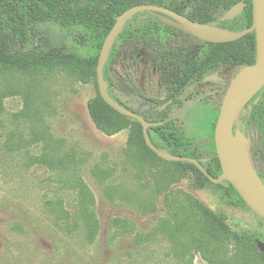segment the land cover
Wrapping results in <instances>:
<instances>
[{"label":"rangeland","instance_id":"obj_1","mask_svg":"<svg viewBox=\"0 0 264 264\" xmlns=\"http://www.w3.org/2000/svg\"><path fill=\"white\" fill-rule=\"evenodd\" d=\"M242 8L215 10L216 23ZM153 61L139 36L120 47L110 69L114 94L149 120L169 105ZM92 69L72 60L0 65V264H264L241 235L263 242V219L213 189L195 190L176 161L148 152L135 119L112 134L97 127L88 108L97 95ZM241 69L209 73L191 95L220 111ZM251 110L241 107L233 125L264 178V136ZM194 117L179 120L218 166L214 135ZM178 219L220 237L205 233L200 247L185 248L173 229Z\"/></svg>","mask_w":264,"mask_h":264},{"label":"trees","instance_id":"obj_2","mask_svg":"<svg viewBox=\"0 0 264 264\" xmlns=\"http://www.w3.org/2000/svg\"><path fill=\"white\" fill-rule=\"evenodd\" d=\"M144 4L169 8L192 21L231 32L247 30L254 22L253 0H88L86 3L83 0H0V65L29 66L67 60L89 64L93 67L92 75L97 89L96 97L88 105L90 115L100 130L115 133L133 119L117 112L101 96L97 82L98 59L116 18L134 6ZM239 4H243V8L237 16L216 23L215 10L230 11ZM159 16L146 11L136 14L126 23L112 46L104 69L105 80L109 83L107 94L118 105L129 110L111 89L110 69L120 47L129 39L140 36L153 51V64L161 69V82L168 91L167 100L172 101L160 119L154 120L164 121L165 124L148 129L150 142L159 151L173 157L196 160L217 179L222 174L219 159L218 166H213L211 160L205 157L197 137L180 123L178 116L190 110L195 114L194 120L201 132L212 131L214 135L220 111L211 112L191 93L198 94V87L211 72L224 67L254 65L259 55L257 33L246 34L234 42L211 43L167 26ZM244 107H252L251 120L264 135V84ZM134 121L141 126L138 120ZM236 131L234 127V133ZM142 136L144 138L143 128ZM145 148L156 156L147 144ZM176 164L189 177L195 190L213 189L223 203L238 208L248 207L228 181L213 184L195 164ZM206 213L213 219L217 218ZM192 224L189 219H178L176 227H173L186 240L185 248H193L197 244L200 247L209 238L205 233L210 235L213 232V236L219 239L220 236L211 227L203 229L201 225ZM241 235L250 247L260 252L256 237Z\"/></svg>","mask_w":264,"mask_h":264},{"label":"water","instance_id":"obj_3","mask_svg":"<svg viewBox=\"0 0 264 264\" xmlns=\"http://www.w3.org/2000/svg\"><path fill=\"white\" fill-rule=\"evenodd\" d=\"M253 7V26L241 32H231L218 28L214 25L192 21L186 16L180 15L169 8L148 4L134 6L116 18L113 28L110 30L104 41L97 64V82L101 96L112 108L121 114L140 122L143 128L146 144L152 151L166 160L176 162H190L195 164L211 180L213 184H221L224 181H228L235 188L237 193L250 208V210L264 220V182L253 168L251 162L245 161L234 149V140L236 139V133L238 132L237 131L234 133V116L238 110L241 107H244L245 104L260 90L264 84V47L262 49L260 47L258 34V7L262 10L264 18V0H253ZM146 11L160 14V20L167 26L175 28L202 41L211 43L234 42L246 34L253 33L254 31L257 33L259 44V55L257 61L254 65L243 67L232 81L225 95L215 126V147L222 169V174L217 179H214L207 171L202 168L200 163L194 159L173 157L156 149L150 142L147 131L149 128L161 126L163 123L149 122L144 117L121 107L107 94L109 84L108 81L105 80L104 69L108 62L112 46L116 38L122 32L126 23L130 21L136 14ZM235 16L227 17L226 19L234 18ZM258 83H261L259 90L248 100L243 102L247 92ZM256 243L259 251L264 254V242L257 240Z\"/></svg>","mask_w":264,"mask_h":264},{"label":"bare ground","instance_id":"obj_4","mask_svg":"<svg viewBox=\"0 0 264 264\" xmlns=\"http://www.w3.org/2000/svg\"><path fill=\"white\" fill-rule=\"evenodd\" d=\"M258 34L260 40L261 49L264 47V18L262 14V10L258 7ZM261 83L254 85L245 95L243 102L248 100L251 96H253L260 88ZM234 149L236 152L242 157L245 161L249 162V151L247 147L246 140L243 134L239 131L236 133V139L234 140Z\"/></svg>","mask_w":264,"mask_h":264},{"label":"flooded vegetation","instance_id":"obj_5","mask_svg":"<svg viewBox=\"0 0 264 264\" xmlns=\"http://www.w3.org/2000/svg\"><path fill=\"white\" fill-rule=\"evenodd\" d=\"M179 31V30H178ZM181 32V31H180ZM188 35V34H187ZM191 36V35H190ZM154 65V64H153ZM155 66V65H154ZM156 67V66H155ZM158 68V67H157ZM225 68V67H224ZM243 68V67H242ZM159 69V68H158ZM161 70V69H160ZM216 72V71H215ZM161 73H162V71H161ZM161 77H162V75H161ZM206 79V78H205ZM234 80V79H233ZM110 81H111V79H110ZM162 83V82H161ZM109 84V83H108ZM111 84V83H110ZM231 85V84H230ZM111 89H112V85H111ZM166 89V88H165ZM113 91V90H112ZM168 92V91H167ZM189 94H190V92H189ZM167 98H168V96H167ZM121 100V99H120ZM123 102V101H122ZM167 103H169V105L164 109V111L170 106V104L172 103V101H168L167 99L165 100V102H164V104H167ZM127 106V105H126ZM129 107V106H128ZM128 111H131V112H134V113H136V114H138L137 112H135L131 107H129V110ZM163 111V112H164ZM162 112V113H163ZM161 113V114H162ZM185 113H193V112H191L190 110H188V111H185L184 112V114ZM161 114H160V116H159V118L158 119H154V120H159L160 119V117H161ZM181 114H183V113H180L179 114V116L181 115ZM194 114V113H193ZM138 115H140V114H138ZM195 115V114H194ZM140 116H142V115H140ZM178 116V117H179ZM143 117V116H142ZM145 118V117H144ZM195 118V117H194ZM146 120H148L149 122H153V123H158V122H155L154 120H149V119H147V118H145ZM179 119V118H178ZM180 121V120H179ZM163 124L162 125H164L165 124V122L164 121H161ZM182 124V123H181ZM161 125V126H162ZM183 125V124H182ZM184 126V125H183ZM258 127V126H257ZM189 130V129H188ZM259 130V129H258ZM190 131V130H189ZM237 132V131H236ZM235 132V133H236ZM260 132V131H259ZM264 136V135H263ZM258 173V175H260V177H261V179H262V181L264 182V178H263V176L259 173V172H257Z\"/></svg>","mask_w":264,"mask_h":264},{"label":"crops","instance_id":"obj_6","mask_svg":"<svg viewBox=\"0 0 264 264\" xmlns=\"http://www.w3.org/2000/svg\"><path fill=\"white\" fill-rule=\"evenodd\" d=\"M238 6V5H237ZM231 11V10H230Z\"/></svg>","mask_w":264,"mask_h":264}]
</instances>
